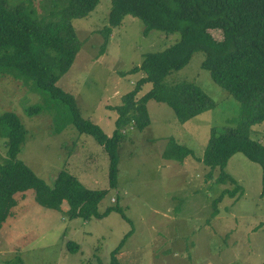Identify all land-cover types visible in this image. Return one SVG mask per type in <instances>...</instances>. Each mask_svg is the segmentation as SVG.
Here are the masks:
<instances>
[{"label":"rangeland","instance_id":"rangeland-1","mask_svg":"<svg viewBox=\"0 0 264 264\" xmlns=\"http://www.w3.org/2000/svg\"><path fill=\"white\" fill-rule=\"evenodd\" d=\"M39 0H35L38 3ZM112 0H100L86 17L72 23L81 50L57 85L73 94L85 118L111 136L122 97L144 72L127 73L141 65L147 53L162 51L180 39V33H143L144 23L126 15L113 28L100 54ZM217 36V35H216ZM206 54L195 52L189 62L171 71L165 86L198 85L215 107L181 122L168 102L150 99V123L143 130L134 124L124 130L119 148L118 185H109L108 154L91 135L73 125L58 131L55 102L37 90L33 81L0 75V114L16 113L27 129L18 158L49 186L68 170L91 189H107L99 210L120 205L131 219L112 212L102 219L69 218L64 211L46 208L28 190L19 195L17 216L0 230V264L20 256L25 264H111V252L126 234L117 258L120 264H261L264 262L263 169L242 152L231 156L225 172L241 186L230 195L232 181L219 183L220 167L212 170L202 160L213 127L236 126L241 104L217 84L202 67ZM126 73V74H122ZM29 84L25 85V84ZM152 88L146 83L138 98ZM41 106L39 114L26 109ZM113 107V108H112ZM55 117V119H54ZM56 120V121H55ZM250 137L264 144V122L252 126ZM173 140L193 149L183 162L167 160L163 153ZM4 139L0 153L6 154ZM217 200V202H216ZM68 208L67 203L63 205ZM78 245L70 251L68 242Z\"/></svg>","mask_w":264,"mask_h":264},{"label":"trees","instance_id":"trees-1","mask_svg":"<svg viewBox=\"0 0 264 264\" xmlns=\"http://www.w3.org/2000/svg\"><path fill=\"white\" fill-rule=\"evenodd\" d=\"M99 2L0 0V75L33 81L37 90L48 94L58 112L53 114L58 116V131L73 125L80 133L94 137L108 154L109 185L116 188L123 130L131 123L140 131L149 125L147 102L150 99L168 102L181 122L215 107L213 99L198 85L163 84L171 71L185 66L195 52L204 51L202 67L240 102L241 110L232 120L237 122L236 126L211 129L200 160L211 169L208 177H212V170L221 168L217 181H232L236 185L233 190H224L222 197L226 193L233 196L241 186L225 172V167L233 154L242 152L261 165L264 194V144L250 137L252 126L264 122V0H112L108 24L99 30L104 36L100 54L105 52L113 28L120 26L126 15L143 21L146 36L153 30L179 32L180 39L162 51L147 53L141 65L127 72H144V75L122 97V104L114 107L118 117L111 136L85 118L75 96L57 85L82 46L72 20L88 16ZM148 82L152 88L138 98ZM42 111L39 105L26 109L29 115ZM26 135L27 129L16 113L0 114V141L4 139L7 148L6 154L0 153V230L8 219L17 216L19 195L28 190L34 191L38 204L62 210L69 218L102 219L118 212L131 222L120 205L109 206L101 212L99 206L108 190L88 188L66 169L49 186L18 158ZM188 156H195L194 150L173 140L163 153L165 159L179 162ZM64 203L68 205L66 210ZM131 233L111 252V264H120L117 254ZM68 248L77 251L78 245L69 241ZM5 264L25 263L16 256Z\"/></svg>","mask_w":264,"mask_h":264}]
</instances>
